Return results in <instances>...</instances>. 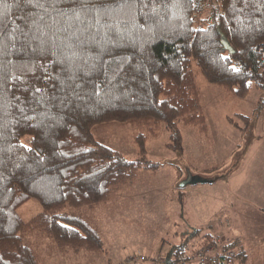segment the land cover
I'll return each mask as SVG.
<instances>
[{"label":"trees","instance_id":"obj_1","mask_svg":"<svg viewBox=\"0 0 264 264\" xmlns=\"http://www.w3.org/2000/svg\"><path fill=\"white\" fill-rule=\"evenodd\" d=\"M196 1L96 0L99 12L68 19L0 0V264H40L25 243L28 231L63 252L108 256L77 210L105 204L142 171L156 172L147 143L163 130L178 153L183 129L209 138L197 75L228 98L264 92V0H219L210 10H196ZM61 6L67 11L74 0ZM262 112L264 96L253 117ZM254 121L242 113L227 118L242 133ZM111 123L137 128L138 160L95 139L93 128ZM31 200L42 209L25 221L19 209ZM187 248L176 247L162 264H196ZM209 249L215 261L205 264H247L239 239H213L198 251Z\"/></svg>","mask_w":264,"mask_h":264},{"label":"rangeland","instance_id":"obj_2","mask_svg":"<svg viewBox=\"0 0 264 264\" xmlns=\"http://www.w3.org/2000/svg\"><path fill=\"white\" fill-rule=\"evenodd\" d=\"M197 85L209 124V138L197 136L192 129H183L184 152L178 153L167 147L169 135L163 130L159 138L147 143L149 160L160 164L156 172L142 171L135 181L115 189L105 204L77 210L99 232L109 255L63 252L37 231H28L24 235L25 243L37 251L40 264H132L133 258L140 263L141 256L146 258L142 264H148L149 258L144 253L154 256L163 250L165 254L185 240L184 234L207 242L203 229H199L203 230L200 237L194 236L197 230L184 228L180 223L174 229L176 214L171 196L179 197L191 176L208 178L214 183L236 170L243 158L250 156L259 145L255 144V137L264 135V112L253 117L264 92L253 90L241 100L228 98L201 74L197 75ZM237 113L255 119L243 135L227 123V118ZM136 131L137 128L116 123L97 125L92 130L98 142L121 151L132 161L138 160L133 142ZM261 160L263 162V158ZM41 209L36 200H31L19 209V215L30 221Z\"/></svg>","mask_w":264,"mask_h":264},{"label":"crops","instance_id":"obj_3","mask_svg":"<svg viewBox=\"0 0 264 264\" xmlns=\"http://www.w3.org/2000/svg\"><path fill=\"white\" fill-rule=\"evenodd\" d=\"M238 132L244 134L239 130ZM255 141V144L259 145L252 150L249 157L243 158L241 165L230 174L221 176L214 183L208 178L194 175L197 180L205 182L188 183L179 197L176 194L171 196L176 214V219H173L174 229L179 223L189 230L203 229L202 235L207 242H204L203 238L184 234L185 240L169 252L163 254L162 250L154 256L145 253L144 255L162 264L170 259L173 250L178 246L187 244V252L192 256L213 239H239L247 251V264H264V135L256 136ZM192 178L193 176L190 177ZM214 188L217 189L213 190Z\"/></svg>","mask_w":264,"mask_h":264},{"label":"snow or ice","instance_id":"obj_4","mask_svg":"<svg viewBox=\"0 0 264 264\" xmlns=\"http://www.w3.org/2000/svg\"><path fill=\"white\" fill-rule=\"evenodd\" d=\"M64 3V0H24V6L30 8L42 9L44 14H49V9L55 11L58 16L71 19L75 17L79 19L80 15L84 12H99L100 8L97 6L96 0H74V5L69 7L67 11L61 6ZM71 13V15H69ZM55 19V18H53ZM44 20V15H39V21ZM37 21L33 20L32 25L36 27ZM29 31H32L30 28ZM25 39H27V34ZM23 47V45H21ZM36 51V49H32Z\"/></svg>","mask_w":264,"mask_h":264},{"label":"built area","instance_id":"obj_5","mask_svg":"<svg viewBox=\"0 0 264 264\" xmlns=\"http://www.w3.org/2000/svg\"><path fill=\"white\" fill-rule=\"evenodd\" d=\"M219 0H197L195 3V8L196 10H210L213 8L215 3ZM259 66L261 68L262 73L264 74V44L261 46V51H260V61H259ZM141 262L138 263L137 261H134L135 259L133 258L132 264H142L146 260L144 256L140 257ZM215 261V254L212 251V249H209L207 252H202L198 251L195 254V262L197 264H205V263H213Z\"/></svg>","mask_w":264,"mask_h":264},{"label":"water","instance_id":"obj_6","mask_svg":"<svg viewBox=\"0 0 264 264\" xmlns=\"http://www.w3.org/2000/svg\"><path fill=\"white\" fill-rule=\"evenodd\" d=\"M221 42H222V45L224 46L225 50L229 51L231 54L234 53L233 48L230 46L229 42L227 41V39L225 37H222ZM202 182H205V181L200 180V179L197 180L196 178H192V179L187 180V182H185L184 184L186 185L188 183L192 184V183H202Z\"/></svg>","mask_w":264,"mask_h":264}]
</instances>
